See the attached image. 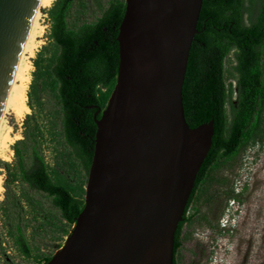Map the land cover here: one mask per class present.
<instances>
[{"label":"trees","instance_id":"16d2710c","mask_svg":"<svg viewBox=\"0 0 264 264\" xmlns=\"http://www.w3.org/2000/svg\"><path fill=\"white\" fill-rule=\"evenodd\" d=\"M245 20L246 0H204L183 84L188 124L213 121L212 145L196 177L174 245V264L197 191L212 170L264 141V0ZM126 0H54L48 8V41L32 59L27 91L31 113L23 138L13 145L0 215L6 235L24 258L46 264L53 256L32 245L34 221L43 233L68 236L85 203L97 125L117 82L119 26ZM231 53L234 62H230ZM229 64V66L227 65ZM236 82V102L227 117V79ZM101 111L97 114L99 118ZM51 154V161L46 152ZM224 179H215L218 184ZM228 198L233 189L224 191ZM208 225L207 217H202ZM34 236V235H33Z\"/></svg>","mask_w":264,"mask_h":264},{"label":"water","instance_id":"95a60500","mask_svg":"<svg viewBox=\"0 0 264 264\" xmlns=\"http://www.w3.org/2000/svg\"><path fill=\"white\" fill-rule=\"evenodd\" d=\"M203 1L126 0L117 82L95 114L84 207L46 264H174L176 231L214 133L213 121L192 128L183 105ZM37 3L0 0V117Z\"/></svg>","mask_w":264,"mask_h":264},{"label":"rangeland","instance_id":"374dc122","mask_svg":"<svg viewBox=\"0 0 264 264\" xmlns=\"http://www.w3.org/2000/svg\"><path fill=\"white\" fill-rule=\"evenodd\" d=\"M52 2L40 8L38 46L30 59L27 91L34 70L32 59L48 41L50 23L47 10ZM253 2L254 0H246L247 23H250L255 14ZM232 58L231 53L230 62H234ZM226 82L228 90L226 109L227 117L230 119L236 102V82L231 78ZM30 113L31 109L22 117H17L12 111L5 114L4 124L10 127L14 139L0 155V176L3 186L0 189V202L4 199V184L7 177L3 161H13L12 145L23 138L24 121ZM4 132L5 129H2L0 144ZM46 158L51 161L49 151L46 152ZM220 178L225 180V184L215 182V179ZM230 189L234 191L232 198L224 194V191ZM192 214L194 221L185 224L183 229L182 246L177 253L178 264H264V141L262 144L246 148L226 164L212 170L209 179L197 191L189 206L187 216ZM204 216L211 225L202 218ZM36 225L32 221L27 230L31 244L40 246L41 253L54 255L63 247L68 236L62 235L59 229L54 233H43ZM0 264H37L24 258L13 246L12 240L3 228L1 215Z\"/></svg>","mask_w":264,"mask_h":264},{"label":"bare ground","instance_id":"6f19581e","mask_svg":"<svg viewBox=\"0 0 264 264\" xmlns=\"http://www.w3.org/2000/svg\"><path fill=\"white\" fill-rule=\"evenodd\" d=\"M51 2L52 0H38L36 11L31 18L25 40L17 57L12 80L4 98L3 112L0 117V134L1 130L5 129L4 135L1 138L0 155H2L3 149L8 148V143L14 139L10 127L4 124L5 114L8 111H12L17 117H22L30 111L27 105V88L30 80L29 69L31 68L30 59L34 56L38 46L37 37L39 35V17L41 16L40 8L50 5ZM2 188V177L0 176V189Z\"/></svg>","mask_w":264,"mask_h":264},{"label":"clouds","instance_id":"9594fccd","mask_svg":"<svg viewBox=\"0 0 264 264\" xmlns=\"http://www.w3.org/2000/svg\"><path fill=\"white\" fill-rule=\"evenodd\" d=\"M239 204V203H238Z\"/></svg>","mask_w":264,"mask_h":264}]
</instances>
